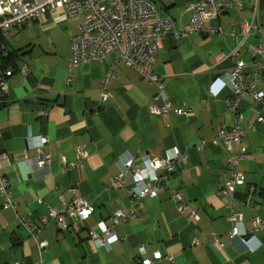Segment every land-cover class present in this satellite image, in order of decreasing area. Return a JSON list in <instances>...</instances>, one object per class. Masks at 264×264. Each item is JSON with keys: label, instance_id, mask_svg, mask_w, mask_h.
I'll list each match as a JSON object with an SVG mask.
<instances>
[{"label": "crops", "instance_id": "0c3cea01", "mask_svg": "<svg viewBox=\"0 0 264 264\" xmlns=\"http://www.w3.org/2000/svg\"><path fill=\"white\" fill-rule=\"evenodd\" d=\"M150 1L178 26L187 21L184 6L197 0ZM263 15L264 0H242L239 10L225 11L209 23L213 32L165 38L153 64L162 84V98L155 103L165 99L171 106L165 116L149 111L159 87L125 65L115 67L108 99L101 101V80L114 57L69 68L70 40L81 18L55 23L54 15L41 16L0 36V56L15 58L2 71L0 175L17 204L15 211L3 209L0 197V264H142L139 249L158 251V264H171L169 258L173 264H264V103L249 96L241 101L247 157L237 170L245 184L235 189L233 202L224 196L223 185L232 175L228 160L236 148L212 144L221 126L233 125L226 105L231 53L243 41L237 52L249 70L255 61L252 49L263 45L264 50V26L243 40L241 24L261 23ZM175 108L184 113L177 115ZM40 137L47 140L41 151L49 155L43 168L36 157ZM173 148L187 158L169 183L195 214L194 221L178 211L167 189L137 202L129 188H107L126 160L141 169L145 160ZM78 149L86 154L83 165L64 170ZM73 193L93 207L87 219L64 229L40 223ZM231 209L242 214L241 236L234 238L228 237ZM118 211L125 221L114 223ZM255 219L261 223L257 229ZM99 221L116 235L108 247L89 236Z\"/></svg>", "mask_w": 264, "mask_h": 264}, {"label": "built area", "instance_id": "2783aa9c", "mask_svg": "<svg viewBox=\"0 0 264 264\" xmlns=\"http://www.w3.org/2000/svg\"><path fill=\"white\" fill-rule=\"evenodd\" d=\"M241 6L242 0H197L184 6L183 12L187 14V21L184 25L177 26L174 19L161 17L150 0H0V36L4 37L11 30L29 25L41 16L54 15L55 23L81 18L79 32L70 40L69 68L90 60L114 57V63L101 80V101L108 99L106 90L114 78L115 67L125 65L136 71L142 81L159 87L160 92L153 97L154 102L149 111L154 115L165 116L171 106L165 99L161 105L155 103L162 98L160 96L162 84L160 76L153 69L154 56L161 49L165 38L169 35L183 38L193 32L202 34L213 32L215 30L209 26L213 19L225 11L239 10ZM262 19L258 24H241L243 40L253 30H257L259 25L264 26V15ZM242 42H239L238 47ZM237 48L230 55L234 61V68L227 78L231 96L227 99L226 105L233 116V125L221 126L212 139V144L220 142L228 149L236 148V153L228 160L232 175L223 185L224 196L230 202H233L232 195L235 189L245 184L244 174L237 170L247 157L241 126L242 115L239 111L241 101L249 96L264 103L263 45L252 49L255 61L249 70L239 59ZM5 90L6 83L0 68V99L4 96ZM174 112L177 115L184 113L181 108H175ZM257 120L262 121V118ZM46 142L45 137H40V145L36 149L38 168H43L49 163L48 153L41 151V146ZM85 157L84 151L78 149L75 161L66 163L63 169L82 166ZM186 158L185 153L173 148L164 156L145 160L141 169L135 167L133 159H128L121 165L120 173L108 180L107 188H129L137 202L144 198L155 199L161 189H167L172 202L178 205V211L192 222L196 219L195 214L183 204L181 193L169 183L171 175L175 174L179 164L184 163ZM129 173L130 177L125 179ZM0 197L3 199L1 205L3 209L16 210L17 204L12 199L6 179L1 175ZM92 212L93 207L73 193L71 201L61 200L59 211L48 210L40 219V223L47 225L55 222L64 229L87 219ZM16 217L19 221H24V217L17 213ZM228 219L231 222L228 237L241 236L237 225L242 221V214L231 209ZM112 221L114 223L125 221V214L116 212ZM253 225L255 229L261 227L258 219L253 221ZM96 229L97 232L89 233V236L98 246L108 247L116 240V235L103 221L96 224ZM193 243L199 244V241L194 240ZM38 246L40 249L43 248L41 243H38ZM139 254L142 264H158L161 257L158 251L146 254L144 249H139ZM168 262L173 264L170 258Z\"/></svg>", "mask_w": 264, "mask_h": 264}, {"label": "trees", "instance_id": "16d2710c", "mask_svg": "<svg viewBox=\"0 0 264 264\" xmlns=\"http://www.w3.org/2000/svg\"><path fill=\"white\" fill-rule=\"evenodd\" d=\"M1 39V38H0ZM15 58L13 57V54L9 53L7 56H0V68L1 70H5L7 68V64L13 62ZM10 72H14V67H9Z\"/></svg>", "mask_w": 264, "mask_h": 264}, {"label": "rangeland", "instance_id": "374dc122", "mask_svg": "<svg viewBox=\"0 0 264 264\" xmlns=\"http://www.w3.org/2000/svg\"><path fill=\"white\" fill-rule=\"evenodd\" d=\"M155 2H157L158 4H161L160 1H158V0H155ZM160 13H163V12H160Z\"/></svg>", "mask_w": 264, "mask_h": 264}]
</instances>
